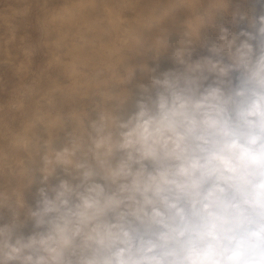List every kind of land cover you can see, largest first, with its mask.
<instances>
[{
  "label": "clouds",
  "instance_id": "1",
  "mask_svg": "<svg viewBox=\"0 0 264 264\" xmlns=\"http://www.w3.org/2000/svg\"><path fill=\"white\" fill-rule=\"evenodd\" d=\"M190 2L119 84L0 145V264H264V11ZM162 54L175 67L149 68Z\"/></svg>",
  "mask_w": 264,
  "mask_h": 264
},
{
  "label": "rangeland",
  "instance_id": "2",
  "mask_svg": "<svg viewBox=\"0 0 264 264\" xmlns=\"http://www.w3.org/2000/svg\"><path fill=\"white\" fill-rule=\"evenodd\" d=\"M217 3L226 10V0ZM237 6L264 11V0H231L229 9ZM194 10L190 0H0V145L10 151L8 143L27 134L29 120L51 127L57 114L78 113L94 93L121 82L122 62L142 55L160 24L174 28ZM215 22L233 27L223 13ZM202 35L208 41L216 39L212 30ZM181 38L172 31L169 48L178 47ZM206 54V47L197 46L193 59ZM141 62L137 58L136 63ZM147 64L158 72L175 67L168 54L148 59ZM142 75L137 68L129 86V108L139 94ZM62 142L61 135L56 147ZM38 181L39 176L25 192L29 206L35 204ZM7 214L8 209L0 210L5 218ZM30 228L29 224L25 231Z\"/></svg>",
  "mask_w": 264,
  "mask_h": 264
}]
</instances>
